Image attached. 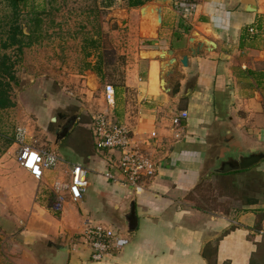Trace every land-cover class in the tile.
<instances>
[{
    "label": "crops",
    "instance_id": "1",
    "mask_svg": "<svg viewBox=\"0 0 264 264\" xmlns=\"http://www.w3.org/2000/svg\"><path fill=\"white\" fill-rule=\"evenodd\" d=\"M113 1L110 13L131 36L123 43L128 58L120 87L124 93L109 113L128 129L135 151L157 172L146 178L142 193L108 181L105 173H115L119 156L99 153L95 145L86 167L94 176L88 187L92 197L86 193L80 202L67 200L62 212H54V185H67L71 164L61 160L62 167L46 171L41 181L19 164L11 174L0 169V213L12 202L0 244L15 245L18 264H261L264 196L253 205L240 202L241 211L228 215L194 208L189 196L204 172L226 156L264 151V0H175L162 6L157 29L151 12L142 16V6ZM183 1L197 5L192 15L179 10ZM204 39L216 47L192 55L191 48ZM161 51L173 55L161 58ZM185 55L187 67L180 62ZM170 59L176 64L166 81L169 87L180 81L176 97L161 87ZM99 107L92 118L107 111L106 105ZM182 112L188 117L175 128L172 121ZM258 166L249 174L262 176L264 161ZM132 205L137 226L128 235ZM96 223L120 231L128 244L94 261L82 236Z\"/></svg>",
    "mask_w": 264,
    "mask_h": 264
},
{
    "label": "rangeland",
    "instance_id": "2",
    "mask_svg": "<svg viewBox=\"0 0 264 264\" xmlns=\"http://www.w3.org/2000/svg\"><path fill=\"white\" fill-rule=\"evenodd\" d=\"M18 1L19 24L26 35L34 32L32 38L25 39L26 43L32 44L24 47L22 52L18 46L5 49L3 45L13 20V7L12 0H0V59L4 55L11 59L9 64H14L16 77V84L11 83L9 92L12 106L0 112V169L4 174H11L18 167L14 162L18 152L15 140L18 127L27 130V141L36 149L55 152L69 165L84 160L81 157L84 153L96 152L91 119L93 121L94 111L104 104L101 93L106 84L115 88L116 99L124 93L120 87L123 86L128 58L123 43L131 36L128 28L123 27L124 23H118L110 13L113 0ZM152 2L154 0L145 5ZM99 57L103 58L101 63ZM124 102L123 97L120 108ZM58 113H76L82 121H77L55 149L57 124L51 118ZM81 122L88 124L79 126ZM213 170L204 172L198 188L190 194L189 200L194 208L224 215L241 211L243 207L239 203L244 200L236 190V179L224 182L221 188ZM93 178V173H90L89 182ZM91 190L88 189L87 197H92ZM8 203L6 207L9 210L3 209L0 213V241L4 240L3 225L11 217L12 202ZM15 231L18 234V230ZM260 262L264 264V255ZM0 264H18L15 245L10 246L8 242L5 246L0 244Z\"/></svg>",
    "mask_w": 264,
    "mask_h": 264
},
{
    "label": "built area",
    "instance_id": "3",
    "mask_svg": "<svg viewBox=\"0 0 264 264\" xmlns=\"http://www.w3.org/2000/svg\"><path fill=\"white\" fill-rule=\"evenodd\" d=\"M178 7L185 15H192L197 9L195 3L187 1L179 2ZM102 99L107 111L99 112L92 121L96 149L99 152L115 151L119 156L115 173L110 170L105 173L104 177L108 181L142 193L146 178L155 176L157 167L152 161L135 151L128 129L112 120L109 109L114 107L116 102V92L112 85H105ZM187 117V113L182 112L173 119L172 125L175 128L180 127ZM152 137H156V134L152 133ZM15 140L19 146L16 156L17 163L36 180L41 181L46 171L55 170L60 165L61 159L56 153L36 149L28 143L26 129L18 127ZM68 174L67 185L58 182L54 185L52 193L54 212H62L67 200L82 201L87 193L89 170L81 164H71ZM128 242L120 231L101 223L91 225L82 236V243L91 250V257L94 261H100L107 254L122 249Z\"/></svg>",
    "mask_w": 264,
    "mask_h": 264
},
{
    "label": "trees",
    "instance_id": "4",
    "mask_svg": "<svg viewBox=\"0 0 264 264\" xmlns=\"http://www.w3.org/2000/svg\"><path fill=\"white\" fill-rule=\"evenodd\" d=\"M149 1L151 0H126V3L129 8H139L145 5V3ZM11 3L13 7V20L9 24L8 30L6 32L7 40L5 44L3 45V47L5 49H8L10 47L18 46L19 51L22 52V49L24 47H28L32 44V42L26 43L25 39L32 38V34L34 31H32L30 35H26L24 33V30L18 21L19 1L12 0ZM10 60L11 59L7 55H4L0 59V112L12 106V103L9 97V92L11 90V83L16 84V81H15L16 77L13 73L14 64L12 63L9 64ZM99 60H100L99 62L101 63L103 61V58L99 57ZM91 122H92V119H91ZM85 124H88V122H81L79 126H85ZM90 126L92 127V124H90ZM94 146H95V140H94ZM90 155H91V152L84 153L81 156L83 157L84 160H81V161L78 160L76 162H73L72 164H81L84 167H87L90 163L89 162ZM256 167H259V166H256ZM254 168H251L249 170L235 172V173H230L226 175L216 174L220 187L221 188L224 187V182L226 181L232 182L230 179H233V182H234V179H236L235 180L236 183L234 184H235L236 190L240 191L241 193V196H242L241 198L244 200L243 205L249 206V205L256 204L258 200H260V198L264 196V187H263L264 186V182H263L264 173H261V175L263 176H260L259 174H249L250 171ZM197 188L198 187H196V189ZM204 254L206 256V252Z\"/></svg>",
    "mask_w": 264,
    "mask_h": 264
},
{
    "label": "water",
    "instance_id": "5",
    "mask_svg": "<svg viewBox=\"0 0 264 264\" xmlns=\"http://www.w3.org/2000/svg\"><path fill=\"white\" fill-rule=\"evenodd\" d=\"M175 3V0H154L152 3H148L146 5H143L140 8V12L142 16L146 17L149 12H151V15H153L155 23H156V29L162 25V6L163 5H170L173 6ZM193 42V40L191 41ZM204 47L206 51H212L216 47L215 43H213L209 39H204L202 42L201 46L197 47H192L190 50V53L192 55H199L201 52V48ZM167 55L172 56L173 51H161L159 53V56L161 58H166ZM181 64L184 67L188 66V56L185 55L182 57L180 60ZM176 64V59H170L167 65H165V70L164 72V77L161 80V87L166 93H170L173 97H176L179 92H180V87L181 83L180 81H177L173 87H169L168 82L166 81V78L173 73L172 66ZM91 88H95L94 86H90ZM60 117L64 120H66L68 123L65 124L64 128L65 132L63 135L58 137V131L56 130L55 134V149L58 147V143L66 137L69 132L74 128L77 120H78V115L71 116L69 114H60ZM55 121V120H54ZM60 129V127L58 128ZM264 161V151L258 150V149H253L252 152L248 155H243L242 153H238V155H229L226 156L225 159H222L218 165L217 168L213 170V173L215 174H230L234 172H239V171H244V170H249L251 168H254L258 166L259 164ZM127 223V229H126V234L130 235L135 232L136 230V220H135V213H134V207L132 205L130 209V214L127 217L126 220Z\"/></svg>",
    "mask_w": 264,
    "mask_h": 264
},
{
    "label": "flooded vegetation",
    "instance_id": "6",
    "mask_svg": "<svg viewBox=\"0 0 264 264\" xmlns=\"http://www.w3.org/2000/svg\"><path fill=\"white\" fill-rule=\"evenodd\" d=\"M67 114H68V113H67ZM74 115H76V113H73L71 116H74ZM51 119H52V122H53V123L57 124L56 129H55V131H54V135L56 134V130L58 131V137L61 136V135H63V133L65 132V129H66V128H64V126H65V124L68 123V122L60 117V113H58L56 116H53ZM54 120H55V121H54ZM55 124H54V125H55ZM66 125H67V124H66ZM59 127H60V129H58ZM68 135H69V134H68ZM68 135H67V136H68ZM67 136H66V137H67ZM66 137H64V138H66Z\"/></svg>",
    "mask_w": 264,
    "mask_h": 264
},
{
    "label": "bare ground",
    "instance_id": "7",
    "mask_svg": "<svg viewBox=\"0 0 264 264\" xmlns=\"http://www.w3.org/2000/svg\"><path fill=\"white\" fill-rule=\"evenodd\" d=\"M150 19L152 20V22H154L155 20H153V18L152 17H150Z\"/></svg>",
    "mask_w": 264,
    "mask_h": 264
}]
</instances>
